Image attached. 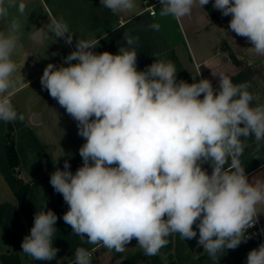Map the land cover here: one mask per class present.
Here are the masks:
<instances>
[{"label":"clouds","instance_id":"1","mask_svg":"<svg viewBox=\"0 0 264 264\" xmlns=\"http://www.w3.org/2000/svg\"><path fill=\"white\" fill-rule=\"evenodd\" d=\"M100 3L117 15L135 7V0ZM160 4L161 16L179 22L195 4L204 8L209 0ZM12 7L23 15L26 5L0 0V20ZM213 8L231 16L229 29L264 56V0H214ZM150 27L159 29L158 24ZM20 28L13 20L7 34L0 32V121L5 123L24 119L7 96ZM46 29L72 44L73 34L62 19ZM125 39L134 46L139 38L125 34ZM96 46V39L78 40L64 58L68 66L49 63L40 79L86 141L75 173L65 160L63 170L50 175L51 186L68 205L63 221L89 244L117 253L135 239L145 255L155 256L172 234L196 238L194 225L198 245L213 260L218 252L236 249L258 222L257 206L264 204V182H249L239 162L245 147L241 137L264 140V104H254L249 85L234 84L228 75H219L218 88L208 79L189 84L177 81L171 61L157 59L138 71L135 47L112 54L96 53ZM203 162L211 163V174ZM45 207L34 215L21 243L22 252L39 261L54 259L58 251L52 243L58 217ZM74 264H92L91 253L77 248ZM246 264H264V243L249 251Z\"/></svg>","mask_w":264,"mask_h":264},{"label":"crops","instance_id":"2","mask_svg":"<svg viewBox=\"0 0 264 264\" xmlns=\"http://www.w3.org/2000/svg\"><path fill=\"white\" fill-rule=\"evenodd\" d=\"M22 2L26 5L23 15L17 7H12L7 19L0 20V32L5 34L13 20L21 26L11 57L16 71L7 96L18 117H24L14 122L0 121V264H74L77 248L91 253L92 264H116L117 260L122 264H246L249 251L264 243V237L242 241L236 249L218 252L213 260L198 245L199 233L195 225L196 238L184 240L179 234H172L167 237L168 244L155 256L145 255L135 239L124 253H117L102 245L89 244L86 236H77L62 219L68 205L62 195L54 191L50 175L57 168L63 170L65 160L70 163V171L75 173L83 164L79 149L86 141L78 135L77 122L40 83L49 63L56 67L68 66L64 58L76 50L78 40L96 39L97 46L92 49L96 53L118 54L121 47L129 50L135 47L138 71L145 70L157 59L171 61L177 70V81L191 84L208 79L214 88H218L219 75L225 74L234 84L247 83L248 91L256 97L254 104H264V56L257 55L246 38L229 29L231 16L223 17L214 9V0H209L212 15L195 4L191 15L179 22L170 15H160V0H147V3L135 0L133 10L118 15L103 7L100 0ZM60 19L73 34L71 45L46 29L53 20ZM152 24H158L159 29L153 30ZM39 28L40 40L34 41L31 35ZM125 34L138 37V43L129 46ZM36 114L40 119L32 122ZM6 136L13 137L21 175L30 181L26 200L33 217L44 203V211L52 210L58 217L52 242L58 251L52 260H35L22 252L21 243L30 232L14 197L17 186L7 164ZM241 141L245 147L239 157L240 166L245 169L249 182H264V140L256 141L250 135L241 137ZM230 165L229 158L225 168ZM201 166L211 174L210 162H203ZM257 207L262 212L258 220L264 230V204Z\"/></svg>","mask_w":264,"mask_h":264},{"label":"trees","instance_id":"3","mask_svg":"<svg viewBox=\"0 0 264 264\" xmlns=\"http://www.w3.org/2000/svg\"><path fill=\"white\" fill-rule=\"evenodd\" d=\"M207 14L212 15L210 5L207 4L204 6ZM5 154L7 159L8 167L15 177L16 181V190L14 191V197L17 202V206L21 216L25 219L27 224V230L30 232L31 227L34 224L33 214L27 204L26 193L30 184V181L26 180L21 175L19 159L14 149L13 137H5Z\"/></svg>","mask_w":264,"mask_h":264},{"label":"built area","instance_id":"4","mask_svg":"<svg viewBox=\"0 0 264 264\" xmlns=\"http://www.w3.org/2000/svg\"><path fill=\"white\" fill-rule=\"evenodd\" d=\"M143 1H144V3H147V0H143ZM150 13L152 14L153 11H150ZM246 236L248 237L246 239V241H249V240L256 238V237H264V230H262L261 225L259 223V220L255 224L254 227L247 229Z\"/></svg>","mask_w":264,"mask_h":264},{"label":"water","instance_id":"5","mask_svg":"<svg viewBox=\"0 0 264 264\" xmlns=\"http://www.w3.org/2000/svg\"><path fill=\"white\" fill-rule=\"evenodd\" d=\"M40 32H41V29H37L32 35H31V38L34 40V41H39L40 40ZM40 119V115L39 114H36L32 117V122H37L39 121Z\"/></svg>","mask_w":264,"mask_h":264},{"label":"rangeland","instance_id":"6","mask_svg":"<svg viewBox=\"0 0 264 264\" xmlns=\"http://www.w3.org/2000/svg\"><path fill=\"white\" fill-rule=\"evenodd\" d=\"M17 4H19L21 2V0H16ZM24 3V2H23Z\"/></svg>","mask_w":264,"mask_h":264}]
</instances>
